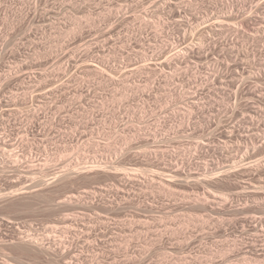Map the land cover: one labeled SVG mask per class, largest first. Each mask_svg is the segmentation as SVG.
<instances>
[{
  "label": "rangeland",
  "instance_id": "obj_1",
  "mask_svg": "<svg viewBox=\"0 0 264 264\" xmlns=\"http://www.w3.org/2000/svg\"><path fill=\"white\" fill-rule=\"evenodd\" d=\"M0 264H264V0H0Z\"/></svg>",
  "mask_w": 264,
  "mask_h": 264
},
{
  "label": "bare ground",
  "instance_id": "obj_2",
  "mask_svg": "<svg viewBox=\"0 0 264 264\" xmlns=\"http://www.w3.org/2000/svg\"><path fill=\"white\" fill-rule=\"evenodd\" d=\"M169 1H170V0H169ZM96 166H97V165H96ZM96 166L93 165V166H91V167L89 166V167H90V169H91V168L94 169ZM89 167H85V166H84V167H82L80 170L82 171L83 169L85 170V168L87 169V168H89ZM214 169H215V168H214ZM80 170H79V171H80ZM91 170H92V169H91ZM76 171H77V170H76ZM79 171H78V172H79ZM22 243H23V242H22ZM26 245H27V246H26ZM29 246H31V245H30L29 243H26V242H25V243H24V247H22V250H23V251H26V250H27V247H29Z\"/></svg>",
  "mask_w": 264,
  "mask_h": 264
}]
</instances>
